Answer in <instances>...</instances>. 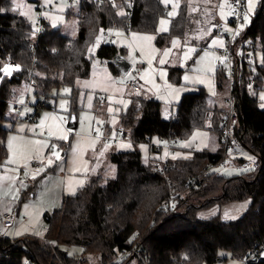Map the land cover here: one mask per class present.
<instances>
[{"label":"trees","instance_id":"1","mask_svg":"<svg viewBox=\"0 0 264 264\" xmlns=\"http://www.w3.org/2000/svg\"><path fill=\"white\" fill-rule=\"evenodd\" d=\"M78 1L82 14L78 33L71 38L58 28L51 29L49 23L37 37L32 22L13 11L12 0H0V68L10 66L9 60L23 65L19 78L15 77L11 66V73L0 71V163L8 156L9 129L2 121L7 118L12 88L30 79V85L37 89L36 94L45 97L38 100L36 108L55 109L49 100L52 89L73 86L69 113H78L79 89L75 81L77 77L90 74L92 60L88 48L101 29L112 27L114 22L119 28L127 27L126 0ZM165 12L168 9L161 0H135L132 27L153 30ZM178 27V19L173 18L171 32H177ZM240 40L244 45L238 44V50L244 53L245 42L251 40L255 55L247 58L244 53L245 60L238 65L239 76L233 89L239 114L237 134L260 164L251 179L243 178L244 172L238 176L209 175L185 192L186 182L200 173L209 160L220 156L222 147L193 150L191 155L171 159L175 166L166 172L169 180L156 169L157 157L143 158L139 149L112 151L115 176L95 175L75 194L64 197L61 206L48 215L44 237H9L0 233V264H90V261L132 264L135 257V264H144L143 259L147 264H211L219 260L222 250L243 257L248 248L263 242L264 107L259 106L258 92L264 90V0H260L249 30ZM204 46L208 44L204 43L202 49ZM257 51L262 53V63L253 69L250 64L256 60ZM118 52L124 53V49L103 42L97 55L106 60L115 73H120L112 61ZM178 72V69L172 70L171 75ZM217 75L223 72L219 70ZM133 90L140 91L141 86ZM228 93L229 86L226 100ZM226 110L227 107L211 106L206 90L201 87L184 92L175 115L168 118L163 115L160 100L145 92L137 93L122 111L119 127L125 129L135 144L150 142L153 136L166 140L175 137L179 142L180 137L188 136L196 128L210 129L223 141ZM151 150L160 151L162 147L151 144ZM176 191L185 192L177 198L178 210L159 206ZM247 198L251 199L250 206L237 219L226 221L220 215L198 216L200 204L207 206ZM70 244L83 247V254L71 255L61 247ZM134 245L139 247V256L129 253L125 259L113 262L120 252Z\"/></svg>","mask_w":264,"mask_h":264},{"label":"rangeland","instance_id":"2","mask_svg":"<svg viewBox=\"0 0 264 264\" xmlns=\"http://www.w3.org/2000/svg\"><path fill=\"white\" fill-rule=\"evenodd\" d=\"M161 2L168 12L160 15L153 30L134 28L130 36L119 27L100 30L96 41L88 48V55L92 60L90 74L77 77L75 81V87L79 89L77 100L80 106L76 113L79 122L77 128L67 126L71 116L69 105L73 86L62 85L52 89L49 100L55 107L53 110L47 106L36 108L38 100H45V97L36 94L37 89L33 84L22 82L12 88L7 118L2 121V125L9 130L6 137L8 156L0 163V221L1 212L17 203L19 217L16 226L3 227L0 222L2 235L44 237L49 224L48 215L61 206L64 197L74 194L87 177L115 176L116 163L110 157L112 148L139 149L143 158L156 156L151 150V144H163L162 139L157 136H153L150 142L137 144L128 136L120 138L117 144L113 141L119 136L121 113L126 110L134 94L145 92L160 100L163 115L168 118L175 115L177 103L184 92L196 91L201 87L206 90L211 106L221 109L227 107L228 79L224 74L217 75L220 70L219 61L226 59L218 48L226 47V38L218 35L215 28L220 21L227 22L231 15L228 0ZM259 2L260 0L248 1L245 24H251ZM12 4L13 11L26 16L37 27V0H12ZM44 6V16L51 29L58 28L71 38L76 36L82 14L78 0H44ZM121 13L124 11L121 10ZM173 18L179 21L178 31L175 33L171 32ZM161 21L166 23L161 24ZM106 30L117 37L111 40ZM103 42H111L124 49V54L132 63L127 74L115 73L106 60L98 57L97 50ZM204 43L210 47L209 51L202 49ZM251 63L253 65L250 64V67L253 69L262 63L260 51L256 52V60ZM177 69L179 72L171 75V71ZM11 72L12 68L9 73ZM127 79L137 80L141 90L134 91L125 83ZM262 97L264 90L258 92L259 106L264 107ZM13 102L21 105L16 108ZM51 112L60 116L64 129L62 136L58 130V120ZM41 122H47L49 128L60 136L48 135ZM69 131L72 132L71 135ZM58 146L61 148L58 149ZM220 147L223 144L218 133L196 128L188 136L179 138L170 155L188 156L193 150H216ZM162 149L166 151V156L165 152L162 156L167 157V149L163 146ZM65 150L67 153L63 154ZM242 156L252 158L254 155L250 151H244ZM60 159H63L62 167L67 172L65 175L60 174V165L54 166L56 160ZM38 167L46 172L38 173ZM11 170L16 171V180ZM247 170L241 167L227 168L225 174L238 176ZM26 178H33L34 182L28 184ZM61 247L75 256H81L84 251L83 247L74 244ZM219 258L221 259L211 264H246L242 257L232 256L227 250H222ZM136 262V257L131 260L132 264ZM90 264L98 263L90 261Z\"/></svg>","mask_w":264,"mask_h":264},{"label":"built area","instance_id":"3","mask_svg":"<svg viewBox=\"0 0 264 264\" xmlns=\"http://www.w3.org/2000/svg\"><path fill=\"white\" fill-rule=\"evenodd\" d=\"M72 1V0H71ZM95 2H104V1H111L115 2V0H92ZM249 0H228L230 8H231V15L229 16V19L227 22L220 21L215 30L216 33L220 36H223L226 38V47L225 48H218L220 53H223L226 56L225 61H219V68L223 72L224 76L228 79V86H229V93L227 97V110L224 114L223 119V147H222V153L220 156L215 157L212 160H209L204 168L201 170L200 173L190 178L186 184H185V192L194 188L200 181L204 179V177L209 175H215V176H224L225 169L227 168H247L248 170L244 172L243 178L251 179L253 174H255V171L260 166L258 158L254 155L252 158H245L242 156V153L244 151H247V146L245 142L240 139V137L237 134V125L239 121V114L238 109L236 106V97L233 92L234 87L237 84L238 80V65L241 63V61L245 60V55H247V58H253L254 50H253V43L251 40H247L245 44L247 45V49L242 53L238 50L237 46L238 44L244 45V43H240V39L243 38V36L247 33L249 30L250 25L245 24V14H246V5ZM127 9L126 13L128 16L127 20V27L123 28L125 32L130 36L131 31L133 30L132 27V16L135 9V0H126ZM37 9H38V18H37V27H36V33L37 37L42 35L44 30L46 29L48 25V21L46 20L44 13L46 11V8L44 6V0H37ZM112 27H117V23L114 22ZM107 36L113 40L117 36L114 33H110L107 31ZM204 50H210V47L204 46ZM8 64L14 68L16 72V78H19V71L23 69V65L19 63H15L12 60L8 61ZM31 80L29 79L28 85H30ZM125 83L132 87L133 89L137 90L140 88L139 82L136 80H130L127 79ZM16 106H19L21 104H18L14 102ZM69 134L71 135L72 132L69 131ZM127 137V132L124 128H120L119 130V136L115 137L113 139L114 143H118L120 138ZM163 144H157L154 145L156 148L158 147H165L167 149V157L164 159L156 161V169L163 173L167 179L169 180L167 176V171L170 170L172 167L175 166V162L171 160V151L174 148V145L177 144V139L173 140H166L162 139ZM167 142V143H164ZM59 165V163H55L54 166ZM38 173H45L46 171L42 167L37 168ZM22 173V171H21ZM65 171L60 170V174H64ZM28 184H31L34 182L33 178H26L25 179ZM185 192H173L170 197L163 200L160 203V207H170L172 210L176 211L178 210V197L185 194ZM19 217V204H15L12 207H9L1 212V224L3 227H11L13 225L16 226L17 221ZM153 224V222H151ZM129 253H133L136 255L139 254V247L137 245L132 246L129 249H126L125 251H122L119 253V255L116 256V258L113 260V262H119ZM142 258V257H141ZM143 259V258H142ZM243 261L246 264H259L264 260V241L260 244L248 248L243 257ZM144 264H147L146 260L143 259Z\"/></svg>","mask_w":264,"mask_h":264},{"label":"crops","instance_id":"4","mask_svg":"<svg viewBox=\"0 0 264 264\" xmlns=\"http://www.w3.org/2000/svg\"><path fill=\"white\" fill-rule=\"evenodd\" d=\"M53 110V109H52ZM52 115H54V118H56L58 120V130L61 131V136L63 135V125L60 121V116L55 114V113H52ZM34 118V117H33ZM42 125L45 126V129H47V132H48V135H54V136H60V134H58L57 132L51 130V128H49V124L46 122H41ZM96 124V123H95ZM78 125H79V122H78ZM117 144V143H116ZM155 145V143L153 144ZM61 147L58 146V149H60ZM112 151H119V150H115L112 148ZM174 151V149H173ZM172 151V152H173ZM165 152V156H166V151H164L163 149L160 150V151H155L156 153V156L158 160H161V159H164L165 156L163 157L162 156V153ZM67 151H63V154H66ZM176 157H174L172 154H171V159H174ZM59 163L60 165V170H64L65 171V174H67L65 168L62 167V162H63V159H60L59 161L56 160V163ZM58 165V164H57ZM18 167V166H17ZM12 172H14V175H15V180H16V171L15 170H11ZM64 174V175H65ZM62 175V174H61ZM94 176V175H93ZM93 176H89L87 177V179L85 180V182L78 186L76 189V191L74 192V194L87 182L89 181L90 178H92ZM14 178V177H12ZM10 178V179H12ZM70 195V194H69ZM72 195V194H71ZM250 203H251V199L250 198H247V199H243V200H232V201H228V202H225V203H213V204H210V205H207V206H200L198 208V216L201 217V218H209V217H212V216H215V215H220L221 218L223 220H233V219H237L239 217H241L245 212L246 210L249 208L250 206ZM8 207V206H6ZM5 207V208H6ZM4 208V209H5ZM1 211V210H0ZM1 222V221H0ZM2 225V224H1ZM16 228V227H15Z\"/></svg>","mask_w":264,"mask_h":264},{"label":"water","instance_id":"5","mask_svg":"<svg viewBox=\"0 0 264 264\" xmlns=\"http://www.w3.org/2000/svg\"><path fill=\"white\" fill-rule=\"evenodd\" d=\"M114 66L123 74H127L132 67V63L128 60L124 53L118 52L114 55L113 59ZM67 126L69 128L78 127V119L76 113H72L67 121ZM221 258H219L220 260Z\"/></svg>","mask_w":264,"mask_h":264},{"label":"snow or ice","instance_id":"6","mask_svg":"<svg viewBox=\"0 0 264 264\" xmlns=\"http://www.w3.org/2000/svg\"><path fill=\"white\" fill-rule=\"evenodd\" d=\"M165 3H168V0H164ZM206 2H209V0H206ZM175 7V6H174ZM170 15H172V13H170ZM166 23L165 21H161V24ZM162 30H166V29H162ZM119 34V33H118ZM135 36V34H134ZM144 39H152V37H144ZM174 44L176 43V41L173 42ZM167 51L165 52V55H167ZM161 63H163V61H161ZM0 71L4 72L5 74H8L11 71V67L10 66H5L4 68H0ZM262 99H264V97H262ZM58 157V154H56ZM49 163H51V160H49Z\"/></svg>","mask_w":264,"mask_h":264},{"label":"bare ground","instance_id":"7","mask_svg":"<svg viewBox=\"0 0 264 264\" xmlns=\"http://www.w3.org/2000/svg\"><path fill=\"white\" fill-rule=\"evenodd\" d=\"M174 139H176L175 137H174ZM13 239V238H12Z\"/></svg>","mask_w":264,"mask_h":264}]
</instances>
